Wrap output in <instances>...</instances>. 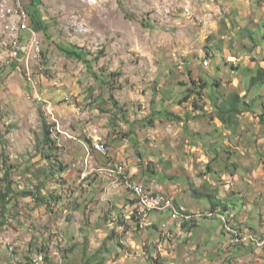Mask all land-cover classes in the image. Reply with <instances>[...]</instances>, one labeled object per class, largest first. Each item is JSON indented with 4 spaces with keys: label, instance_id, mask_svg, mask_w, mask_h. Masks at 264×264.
Segmentation results:
<instances>
[{
    "label": "rangeland",
    "instance_id": "1",
    "mask_svg": "<svg viewBox=\"0 0 264 264\" xmlns=\"http://www.w3.org/2000/svg\"><path fill=\"white\" fill-rule=\"evenodd\" d=\"M40 2L56 36L51 42L36 30L41 60L31 62L30 75L23 61L2 69L0 60V196L4 159L12 185L8 203L0 199V264H161L144 245L154 238L146 227L130 217L109 222L116 209L100 196L113 182L107 168L117 161H109L119 159L200 217L194 241L205 236L211 247L220 240L223 252L236 253L244 245L230 242L226 225L264 236V80L252 81L264 69V0ZM52 44L77 48L92 67ZM233 93L241 112L225 123L218 113ZM95 138L106 154L93 151ZM101 165L110 177L87 196L85 184ZM210 195L214 206L240 210L211 209ZM152 213L159 220L169 212Z\"/></svg>",
    "mask_w": 264,
    "mask_h": 264
},
{
    "label": "built area",
    "instance_id": "2",
    "mask_svg": "<svg viewBox=\"0 0 264 264\" xmlns=\"http://www.w3.org/2000/svg\"><path fill=\"white\" fill-rule=\"evenodd\" d=\"M26 34L28 37L26 38ZM2 42H9V49H2ZM43 45L42 40L36 31L30 25V13L27 9L26 0H0V60L2 63L1 68L11 66L12 62L23 61L27 74L30 75L31 62L39 61L42 58ZM234 58V57H231ZM234 63V60H232ZM208 63L207 61L205 64ZM31 80V78H29ZM39 100H43L42 96L35 94ZM97 152L106 154L108 151L103 147V139L95 138ZM112 164L119 165L122 168V176H124L123 187L130 195L129 201L124 204L120 211L116 214H112L111 221H115L120 217L125 220L128 219L129 212L137 213V225L141 228V223L146 220L147 212H142V205H138V198H145V205H168L170 208H177V206H184L178 204L175 201L173 195L166 193L167 203L159 202V195H151V186H144V182L141 180H135L130 173H128L127 165L124 162H115ZM116 178V177H115ZM185 206V213H186ZM168 225H160L159 233L164 234L165 227H173V233L175 232L176 223L172 222L169 214H167ZM248 232L246 234L234 235L233 244L242 245L249 244ZM264 237V236H263ZM157 238V237H156ZM191 239V237L187 238ZM152 245L154 250V239H152ZM173 245H175L173 247ZM178 243H174L173 236L166 237V243H164V250L162 255H153V259L161 264H175L174 261H164V254H168V251H175ZM252 245V244H251ZM256 245V251L264 250V246ZM176 247V248H175ZM189 256V255H188Z\"/></svg>",
    "mask_w": 264,
    "mask_h": 264
},
{
    "label": "crops",
    "instance_id": "3",
    "mask_svg": "<svg viewBox=\"0 0 264 264\" xmlns=\"http://www.w3.org/2000/svg\"><path fill=\"white\" fill-rule=\"evenodd\" d=\"M35 2H36V4L33 5L32 4V0H27V3H28L27 4V7L29 8L28 10L32 11V10H35L36 9L42 15V10H41V7H40L41 6L40 0H35ZM42 18L49 25V27H50L49 28V31H50V34L53 36V39L56 38V36H55V34H54V32H53V30L51 28L52 24L48 23L45 20L46 19L45 16L42 15ZM27 37H28V35L26 34V38ZM56 45L57 44H52L50 46L51 50L52 49L53 50L56 49L57 48ZM16 63H18V62L16 61ZM13 65H16V64L13 63ZM36 79H37L35 81L36 84H37V82L40 83V86L38 87L39 90L41 89V91H43V93L44 92H47L48 80L45 78V76L38 75L36 77ZM34 88H36L34 90L36 92V94H39V95L42 96V94L38 91V88L36 87V85H34ZM133 138H134V136L131 135L130 136V140L128 139L129 142H131ZM109 140H111V139L109 138ZM121 143H122L121 144L122 146L124 144L126 146V143L127 142L126 141H122ZM118 155L120 156L121 153L118 154ZM114 157H115V154H114ZM117 159H119V158L117 157ZM114 161L123 162L121 159H119V160H112V161L110 160L109 163L110 162H114ZM124 163L127 164V162H124ZM128 163H130V161ZM88 164L94 165L93 162H92V160H91V158L88 159ZM104 166H102V165L99 166V169L97 170L99 176H98V178L96 179L95 182H93L91 184L87 183L88 185L85 184V186H89L90 187V191L87 194V196L92 195L95 191H98L99 190L98 185L96 184V182L99 179H101L102 177H104L107 180L110 177L108 175V173L106 172V167L107 166L106 167H104ZM110 166H111V164H110ZM95 167H97V166H95ZM128 169L130 171L131 176L135 180H140V179H138L136 177L137 170L134 167H132V164L131 163H130V165H128ZM107 176H108V178H107ZM76 177L77 176H76L75 173H71L70 176H69L70 180L71 179H73V180L76 179L75 180V184L76 185L81 184L83 182L82 179H81V177H78V178H76ZM157 189L158 190H156V191L161 192L159 188H157ZM129 197H130V195L128 194V192L123 187L117 186V185H113L112 180L109 179L108 186H107V189H106V193L104 195L100 196V199L101 198L103 199V200L101 199L103 201V204H105L104 202L109 203V205L111 207L110 210L113 211V208L116 209V210L113 211L116 214L117 212L120 211L121 207L129 201ZM182 205H184V204H182ZM221 207H216L217 209H214V210H220V211H222L223 210V207L222 208ZM225 208L226 209H224V210H226V211H224V212H229V213L230 212H233V213L236 212L237 213L240 210V208H238V204L237 203H236V205H230L229 207H225ZM188 210H190V209L188 208ZM161 212L162 213L169 212V213H166L165 216L163 215L164 218H161L162 217V214H158V215H160V219L159 220L156 219V218H154V216L156 215L154 213H152V214H150V215L147 216V217H149L148 218V221L151 222V224L146 225L145 227H146L147 233L149 235H151V236L154 235V238L153 239H155L157 237V235L159 236L158 233H159V228H160L161 223L163 224V222H168V218H167L168 216H167V214H169V216H170V211L169 210L161 211ZM112 214L113 213H111V215L109 214L110 215V219L112 218ZM129 217L132 219V217L130 216V214H128V218ZM170 218H171L172 222H174V220L172 219L171 216H170ZM117 220H115V221H111L110 220L109 222L115 223V225H117V223L126 221L124 218L123 219H120L119 221H117ZM247 223L246 224L249 227H251L252 229H255V230L256 229L257 230H260L263 227L262 225H258L259 228H257V226H255L256 223L255 222H252L250 220H248ZM124 225H126V224H124ZM182 225H183V222L182 221L179 222L178 220H176L175 229L177 230ZM198 227H199L198 224L196 226H194L192 228L191 234H189L186 237L184 235L181 236L180 234L177 235V237H178V245H179V246L177 245V248H178L177 250H178L179 254H178L177 251H175V256H176L177 264H196L195 262L198 261V260H202V263H204V264H264V254L256 257V256L252 255L251 250H250V247L237 246V247H240L238 252L235 253L234 251L231 250L230 253H228V252H223L219 248V244H220L219 242H220V240H219L218 243L212 244L211 247L209 246V243L212 242V240L211 239L208 240V238L205 237V236H201L198 241H194L193 240V230H195V229L197 230ZM171 228L173 229V227H171ZM241 230H242V232L248 231L247 229H244V228H241ZM220 231L221 230H217L216 235H219ZM189 237H191V239H187ZM224 246H226V245L224 244ZM196 247H198V248L196 249ZM230 248H225L224 247L225 250L226 249L229 250ZM147 255L149 256V254H147ZM186 255H191L192 258L191 259H187V256ZM151 257H152V255H151ZM249 258H251V259L249 260ZM232 259H233V261H232ZM237 259L240 260V263H235ZM153 260L154 259L152 258V262H153ZM242 261H243V263H242Z\"/></svg>",
    "mask_w": 264,
    "mask_h": 264
},
{
    "label": "bare ground",
    "instance_id": "4",
    "mask_svg": "<svg viewBox=\"0 0 264 264\" xmlns=\"http://www.w3.org/2000/svg\"><path fill=\"white\" fill-rule=\"evenodd\" d=\"M2 49H9V42H2ZM235 58V57H234ZM103 147L105 150H107L106 143L103 141ZM93 151L97 152V147H96V140L93 142ZM108 151V150H107ZM89 168V167H88ZM87 171V170H86ZM107 171L109 175L113 178V182L117 186H123L124 184V176H122V168L119 165L116 164H111L107 168ZM87 175V174H86ZM90 175V174H89ZM86 177V176H85ZM116 177V178H115ZM144 186H149L148 184L144 183ZM151 195H159V202L160 203H167V195L163 192H158L151 188ZM138 205H142V212H153V211H170V216L174 220V223H176V220L179 222H183V225L179 227L177 230L175 229V232L173 233V229L171 227H165L164 229V234H159L157 238L154 240V252L155 255H162V250H164V243H166V237H172L174 243L177 242V235L180 234L182 236V232L187 231L188 235L191 234V227L185 226V222L187 221H193L195 219H198L200 217H196L197 215L195 213L189 212L186 210L185 213V206H177V208H170L168 205H145V198H138ZM130 216L132 219L137 222V213L136 212H129ZM207 215H213L212 213L207 214ZM203 216H206L204 214ZM217 217H219L224 225L226 224V215L222 212L217 214ZM229 222V221H228ZM227 222V223H228ZM163 225H168V222L163 223ZM145 221L141 223V227L144 228ZM234 226V225H233ZM225 230L228 233L234 234V235H241V234H246V232H242L241 228H237L234 226V228H230L228 225L225 226ZM187 235V236H188ZM230 235V236H231ZM248 241L251 244H258L259 246H264V237H258V235L253 234L252 232H248ZM231 243H233V236H231ZM144 245H149L151 249L153 248L152 245V240L149 242H145ZM244 246H248L249 244H243ZM176 258L175 256V251H168V254H164V261H169L168 259L174 260Z\"/></svg>",
    "mask_w": 264,
    "mask_h": 264
},
{
    "label": "trees",
    "instance_id": "5",
    "mask_svg": "<svg viewBox=\"0 0 264 264\" xmlns=\"http://www.w3.org/2000/svg\"><path fill=\"white\" fill-rule=\"evenodd\" d=\"M32 4H36L35 0H32ZM28 8V7H27ZM29 9V8H28ZM30 25L32 28L36 29L39 32H42L43 35H45L48 39L53 40V36L50 34L49 31V25L43 20L42 15L39 13L38 10H32L30 11ZM57 48L61 51H63L64 53H67L71 56H75L79 61H81L82 63L87 64L90 68L92 67V61L91 59H88L86 55H84L82 53V51L78 50L77 48L73 47V46H66V45H61V44H57L56 45ZM97 75V74H96ZM259 80H264V69L260 68L259 72L257 73V75L255 77H253L252 81L256 82ZM226 107L225 108H221V111L218 113L220 119L225 122V123H232L233 120L235 119V117L241 112V109L239 108L240 106V96L238 93H233L231 94V96L229 97V99L227 100V102L225 103ZM48 132V131H47ZM46 132V134H47ZM47 137V136H46ZM3 167H5L4 170V176H3V180L4 183L6 184L5 188H6V192L2 193L0 196V199L2 201V205H6L8 203V198L10 197V194L12 192V185H11V179H10V172L11 169L7 166V160L4 159L3 160ZM62 168L64 169V166H62ZM33 194V192L30 193H25L24 195L29 196ZM205 197V196H202ZM209 200L212 203V207L211 209H217L216 205L217 202L210 196ZM42 201L37 202L38 204H41ZM224 205V204H223ZM218 206V205H217ZM225 207H227L226 205H224V209H226ZM222 210V212L226 211V210ZM227 213V212H224ZM219 219V218H217ZM197 219L193 220V221H187L185 222V226H189L191 227V224L196 221ZM220 220V219H219ZM199 221H196L192 224L191 229L196 226L198 224Z\"/></svg>",
    "mask_w": 264,
    "mask_h": 264
},
{
    "label": "clouds",
    "instance_id": "6",
    "mask_svg": "<svg viewBox=\"0 0 264 264\" xmlns=\"http://www.w3.org/2000/svg\"><path fill=\"white\" fill-rule=\"evenodd\" d=\"M237 64V63H236Z\"/></svg>",
    "mask_w": 264,
    "mask_h": 264
}]
</instances>
